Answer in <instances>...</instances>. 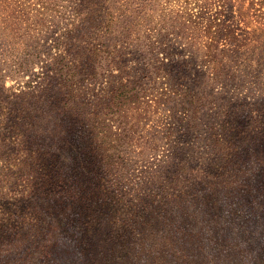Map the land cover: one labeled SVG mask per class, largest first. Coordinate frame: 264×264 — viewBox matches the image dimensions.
<instances>
[{"label": "rangeland", "instance_id": "rangeland-1", "mask_svg": "<svg viewBox=\"0 0 264 264\" xmlns=\"http://www.w3.org/2000/svg\"><path fill=\"white\" fill-rule=\"evenodd\" d=\"M1 212L61 264H264V0H0Z\"/></svg>", "mask_w": 264, "mask_h": 264}, {"label": "trees", "instance_id": "trees-1", "mask_svg": "<svg viewBox=\"0 0 264 264\" xmlns=\"http://www.w3.org/2000/svg\"><path fill=\"white\" fill-rule=\"evenodd\" d=\"M221 32H223V31H220V29L209 30L210 39H212V40L216 39V37H218L221 34ZM227 34L229 37H230V35H232L231 32H228ZM78 47L79 46L74 45V49H77ZM60 51H62V53L65 52L64 45L61 47ZM181 169L183 171H186L187 167L183 166V167H181ZM177 180L178 179L176 178L175 181H177ZM103 192L106 195L105 199L108 200L111 205H113V200L115 199L114 192L106 186L104 187ZM168 195H170V194H168ZM172 197H174V196H172ZM168 198L170 199V197H168ZM115 200H117L116 202H120L123 200V198L115 199ZM134 212L136 213L135 210H134ZM0 216H4V212H1ZM124 222H123V224H124ZM35 225L36 224L31 223V225L29 226V230L30 229L32 230ZM8 227H9L8 221L0 218V230L2 231ZM125 229L128 231V235H133V234H135L137 227L134 224L131 225V223H127L125 226ZM31 235L33 236V238L29 239V237H28L25 240H20L18 238H15L14 241L7 238L5 233L0 235V264H21L20 258L25 254V252L23 254H21L20 250L22 249L26 240L27 241L29 240L30 245L35 247L34 252H35V254L38 253V258H40L42 261L39 264H61L60 262L63 261L62 260V254L60 252H57V251L54 252L50 248V247H52V245L47 244V242H50L52 239L50 232L47 233L46 239L43 240L42 243H38V244H35V239H36L35 236L36 235L35 234H31ZM132 240L135 241L133 236H132ZM78 243H79V241L76 240L75 248H73L71 251V253L76 254L75 255L76 259L69 261L68 264H77V262H84V261H86L88 264H91L89 262V260L86 258V256L82 255V251H77L78 250V247H77ZM120 244H122V242L120 240H117V242H115L113 244L112 249L110 251L113 254H102L101 255L100 252L96 253L95 251H91V249H89V248L95 247V244H92L90 246L84 245V249L86 250L87 253L92 255V257L94 258V261H95L94 264H218L217 261L222 260L221 259L222 253L217 252V253H206L203 261H197L194 258L195 255H197V252L194 253V255H193L187 251L186 247L181 246V247L177 248L176 255L169 256V258H163V259H159V257L154 256L155 260H153L150 263L149 259H146L148 254L151 253L150 250L147 252L141 250V251L135 253L131 257L130 253H128L126 251H124V252L122 251L123 245L121 247H118V245H120ZM65 246H69V244H65ZM199 247L202 250L205 249V248H203V246L202 247L199 246ZM28 248H30V247H28ZM239 250H241V252H242V248H240ZM60 251H64V249L61 247ZM167 253H168V255H172V253H173L172 249H171V251H167ZM240 254L242 255L244 253H240ZM20 255H21V257H20ZM192 258L194 260H191ZM132 259H134V262L131 263ZM32 264H37V263L33 262ZM65 264H67V263H65ZM83 264H85V262Z\"/></svg>", "mask_w": 264, "mask_h": 264}]
</instances>
